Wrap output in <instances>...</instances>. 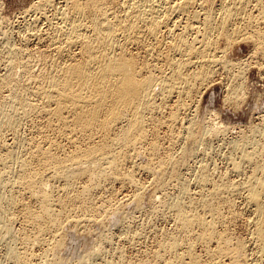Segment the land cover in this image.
<instances>
[{
  "label": "bare ground",
  "instance_id": "obj_1",
  "mask_svg": "<svg viewBox=\"0 0 264 264\" xmlns=\"http://www.w3.org/2000/svg\"><path fill=\"white\" fill-rule=\"evenodd\" d=\"M23 12L25 35L18 46L5 38L6 71L0 77V245H6V263L63 264L65 233L76 238L87 225L102 226L109 217L124 224L126 203L137 212L148 204L151 215L167 209L174 230L161 235L152 258L125 263L118 247L120 257L107 264H227L221 258L250 264L242 241L231 247L227 231L219 229L225 223L222 209L231 210L229 197L237 196L253 218L251 264H264V143L246 137L234 144L238 153L229 157L228 172L242 177L237 182H224L225 176L212 177L220 180L215 182L211 164L199 162L192 169L200 189L196 197L189 191L191 178L180 171L207 136L220 140L227 127L207 130L188 115L197 111L192 103H199L213 76L230 74L226 102L242 95L243 82L237 80L246 67L228 59V51L243 41L251 43L253 57L264 52V0H35ZM165 138L170 147L187 144L181 157L164 148ZM138 173L152 178L153 192L146 193ZM108 183L129 186L132 193L123 206L119 201L106 210L102 201V216L93 197ZM105 236L100 233L81 263L101 253ZM198 245L208 252L204 261L195 253ZM35 248L42 249L40 258Z\"/></svg>",
  "mask_w": 264,
  "mask_h": 264
},
{
  "label": "rangeland",
  "instance_id": "obj_2",
  "mask_svg": "<svg viewBox=\"0 0 264 264\" xmlns=\"http://www.w3.org/2000/svg\"><path fill=\"white\" fill-rule=\"evenodd\" d=\"M35 0H0V77L5 73L6 71V63H5V59H4V56H5V46L4 43L8 44V45H11V42L13 44V46H18L21 42V39L22 37H24L25 35V23H26V20L23 18V15L24 12L23 11H26L31 5L32 3H34ZM30 5V6H29ZM22 12V13H21ZM18 16V17H17ZM21 19V20H20ZM25 22H24V21ZM20 21V22H19ZM8 25H6V24ZM23 23V24H22ZM12 24V25H11ZM20 25V26H19ZM24 26V27H23ZM7 27V28H6ZM23 27V28H22ZM15 28V29H14ZM17 28V29H16ZM21 28V29H20ZM9 29V30H8ZM12 29V30H11ZM6 31V32H5ZM19 32V33H18ZM3 33H4V36H3ZM10 34V35H9ZM21 35V36H20ZM3 36V38L1 37ZM20 36V37H19ZM12 37V38H11ZM5 38H6V42L5 41ZM20 38V39H19ZM11 39L13 41H11ZM10 43H8V42ZM17 41V42H16ZM20 41V42H19ZM4 42V43H3ZM2 43V44H1ZM246 44V45H245ZM4 45V46H3ZM237 45V46H236ZM4 48V50H3ZM251 43H247V42H238L234 45V48L231 47V50L228 51L229 53V56H228V59H231V60H238L240 61V67H243V69H245L244 67H246L245 69V72L244 70H241L242 73V80L241 78L239 80H237L236 82L237 83H242L243 82V85L242 87H244L243 91H242V95H240V98L237 100V101H227L226 102V99H225V95H227V92L226 90H228V85L232 83V79L229 77L230 74H227L226 75V72L224 71H220L219 73L217 72L214 76H213V82H211V85H208V87L203 91L204 94H202L203 96L200 98L199 100V103H194L196 104V106L192 103V106H194V108H198L196 109L197 111L195 112V109L192 107V109H194V111L192 110L191 112H195L193 113L194 115H192V113L189 111L188 115L190 116L189 118L195 120L194 122H198L197 124H200L202 122V124L204 125V127L210 129V128H214V127H217V125L219 124H223L224 126L226 125L228 127H226V129H224L222 132H223V135H222V132H220L218 134L217 137H220L221 139H217L214 137H209L207 136L208 138H206V142L202 145H199L200 147L198 148L199 152H197V149L194 153L195 157L191 156V159L190 157H188L190 160L188 161L187 159H185V163L189 166H187L185 163L186 166H183L184 168H182V166L180 167V171L184 172L185 173H181L183 174V178H184V175H187L185 176L186 179H192V177L194 178L193 174L196 172V170H198V165H199V162H200V165L201 166H205L206 167V164H211L208 165V170L210 171L211 169V174H210V177L211 179H220V177H227V178H224V182H227V183H232L233 182H237L238 179L242 180V177L237 175V174H231L229 169L231 168V159L229 158L230 156H235L236 157V154L238 153V151H233V146L234 144L238 141V140H242V139H249L250 141H252L253 139L256 140V142L262 144L264 143V52L263 54H259V55H256V57H253L255 55L252 56L251 53ZM249 54V55H248ZM4 55V56H3ZM243 56V58H242ZM251 56V57H250ZM232 57V58H231ZM247 57V58H246ZM253 57V58H252ZM234 58V59H233ZM241 58V59H240ZM245 59V60H244ZM247 59V60H246ZM262 59V60H261ZM4 60V61H3ZM243 60V61H242ZM255 62H253V61ZM242 61V62H241ZM246 61V62H245ZM249 61V62H248ZM261 61V62H259ZM244 62V63H243ZM4 63V64H3ZM243 63V64H242ZM246 64V65H245ZM249 64V65H247ZM261 66V67H260ZM260 67V68H259ZM242 69V68H241ZM248 70V71H247ZM222 72V73H221ZM224 72V73H223ZM219 74V75H218ZM226 75V76H225ZM221 76V77H220ZM218 77V78H217ZM223 77H226V78H223ZM229 77V78H227ZM215 78V79H214ZM216 80V81H215ZM231 80V81H230ZM244 80V81H243ZM242 81V82H241ZM246 81V82H245ZM229 83V84H228ZM258 83V84H257ZM222 84V85H221ZM228 84V85H226ZM224 86V87H223ZM222 87V88H221ZM228 87V88H227ZM227 88V89H226ZM242 102V103H241ZM198 105V106H197ZM211 106V107H210ZM210 111V112H209ZM207 112V113H206ZM209 113V114H208ZM205 114V116H204ZM207 114V115H206ZM212 114V115H211ZM262 114V115H260ZM209 115V116H208ZM194 116V117H193ZM197 116V117H196ZM250 116V117H249ZM262 117V118H261ZM218 118V119H217ZM209 119V120H208ZM258 119V120H257ZM263 119V120H262ZM212 121V122H211ZM204 122V123H203ZM207 122V123H206ZM220 122V123H219ZM207 126H205L206 124ZM233 123V124H232ZM261 123V124H260ZM184 124V125H183ZM182 125H179L178 127L180 126H185L186 122L183 123ZM210 126L213 125V126ZM252 124V125H251ZM257 124V125H256ZM218 125V126H219ZM234 125V127H233ZM263 125V126H262ZM177 127V129H179ZM182 127H180L182 129ZM233 127V129H232ZM244 127V128H243ZM26 128V127H25ZM25 128H22L20 134H24L25 133ZM254 128V129H252ZM233 131H231V130ZM251 129V131H250ZM227 130V131H225ZM230 130V131H229ZM243 130V131H242ZM253 130V131H252ZM177 131H180V130H177ZM261 131V132H260ZM244 132V133H243ZM246 132V133H245ZM253 132V133H251ZM159 136L162 137V139L164 138V135L166 136L167 135V129L165 128H162L159 132ZM165 133V134H164ZM262 133V134H261ZM237 134V135H236ZM262 136H261V135ZM163 135V136H162ZM222 135V136H221ZM246 135V136H244ZM248 135V136H247ZM250 135V136H249ZM234 136V137H233ZM225 137V138H224ZM247 137V138H246ZM251 138V139H250ZM260 138V139H259ZM258 139V140H257ZM253 140V141H254ZM260 140V142H259ZM168 140H166V138L163 140V142L165 144L168 145V143L166 142ZM220 141V142H219ZM215 142V143H214ZM163 143V144H164ZM180 142H177V143H174L173 144V147L170 145L169 148L166 147L167 145L164 146V148L168 149V150H171L173 152V154L175 155V157L179 158L181 157L182 155V151L184 149H187V144H183V143H180ZM208 143V144H207ZM211 143V144H210ZM228 143V144H227ZM233 143V144H232ZM183 144V146H181ZM226 144V146H225ZM224 145V147H223ZM232 145V146H231ZM205 146V147H204ZM181 147V148H180ZM198 147V146H197ZM196 147V148H197ZM221 147V148H220ZM172 148V149H171ZM180 148V149H179ZM202 148V149H201ZM211 150H210V149ZM251 148L252 146H249L248 147V151L250 150L251 151ZM174 149V150H173ZM201 150V151H200ZM216 150V151H215ZM205 151V152H204ZM207 151V152H206ZM220 153H219V152ZM231 152V153H230ZM235 152V153H234ZM203 153V154H202ZM207 153V155H206ZM210 153V154H209ZM197 154V155H196ZM223 154V155H222ZM232 154V155H231ZM207 156V157H206ZM213 156V157H212ZM198 157V158H197ZM234 157V158H235ZM213 158V159H212ZM221 158V159H220ZM224 158V160H223ZM233 158V157H232ZM144 160H139L141 163H146L145 160H147V158H143ZM199 159V160H198ZM204 159V160H203ZM188 162H187V161ZM202 160V161H200ZM221 160V161H220ZM226 160V161H225ZM229 160V161H228ZM143 161V162H142ZM190 162V163H189ZM204 162V163H203ZM194 163V164H193ZM203 163V164H202ZM206 163V164H205ZM183 164V165H184ZM198 164V165H197ZM230 164V165H229ZM192 165V166H191ZM197 165L196 167V170L195 172H193V170L195 169L194 167ZM199 165V166H200ZM210 166V167H209ZM220 166V167H219ZM227 166V167H226ZM224 167V168H223ZM186 168V169H185ZM210 168V169H209ZM215 168V169H214ZM192 171H190V170ZM213 170V172H212ZM227 171V172H226ZM209 172V173H210ZM224 172V173H223ZM190 173V174H189ZM229 173V174H228ZM139 174V175H138ZM137 174V177L138 179L140 180V182L142 184H144L145 186V189H146V193L149 191L151 192L152 190H154V188L152 186L149 185L148 187V183L151 184L152 182V178H150V176L146 173H138ZM143 174V175H142ZM189 174V175H188ZM214 174V175H213ZM219 174V175H218ZM148 175V176H147ZM195 175V174H194ZM212 175V176H211ZM236 176V177H235ZM238 176V177H237ZM189 177V178H188ZM213 177V178H212ZM234 177V178H233ZM151 179V180H150ZM187 180L189 182V185L191 184V187L189 188V191H191V195L193 197H196L198 194L197 192L200 191L199 187L196 186V182L194 181V179L192 180ZM213 179V180H214ZM235 180V181H234ZM239 180V181H240ZM186 181V182H187ZM215 181V180H214ZM217 182L220 181V180H216ZM215 181V182H216ZM144 182V183H143ZM147 182V184H146ZM151 182V183H150ZM187 182V183H188ZM193 182V183H191ZM195 182V183H194ZM196 184V185H195ZM110 185V186H108ZM113 185V187L111 186ZM193 185V186H192ZM148 187V188H147ZM151 187V189H150ZM108 188V189H107ZM118 188V189H117ZM121 185L117 184V183H114V184H105L101 187H99V189H96L95 191V194H94V197H93V200L95 198L94 201H96V206H99L101 207L104 203L103 206H105L106 210L110 209V207H113L117 204V202L121 201V205L123 206L124 203L126 201H122V199L124 198L125 200H127V197L128 195L130 194V192L132 193V189L129 187V186H125L121 189ZM173 188V187H172ZM170 188L169 191H172ZM149 189V190H148ZM131 190V191H130ZM117 191V192H116ZM120 191V192H119ZM174 191V190H173ZM107 192V193H106ZM110 192V193H108ZM148 192V193H149ZM153 192V191H152ZM194 192V193H193ZM112 193V194H111ZM116 193H119V194H116ZM147 193V194H148ZM127 194V195H126ZM110 195V196H109ZM125 195V197H124ZM99 196V197H98ZM115 196V197H114ZM121 196V197H120ZM113 197V198H112ZM234 197V196H233ZM237 197V196H236ZM234 197V199L232 197H229V199L231 200V204L232 206H230L231 210L228 209L227 207H224L221 211L222 212V216H223V219H221L223 222V226H221L219 229L221 230H226L230 239H231V247H234V245L238 244V242L240 243H243L244 246H245V252L247 253L246 256L249 260H248V263L250 262V264L252 263V257H253V252H252V235H253V224H252V214L251 212L246 209L247 207L245 206V203H244V200L242 197ZM99 198V199H98ZM239 198V199H238ZM108 199V200H107ZM121 199V200H120ZM111 200V201H110ZM116 200V201H115ZM103 201V203H102ZM108 201V202H107ZM234 201V202H233ZM124 202V203H123ZM238 203V204H237ZM106 204V205H105ZM110 204V206H109ZM120 205V202L118 203ZM117 204V206H119ZM113 205V206H112ZM128 204L125 203L124 206H126ZM146 205V204H144ZM102 206V207H103ZM109 206V208H108ZM115 206V207H117ZM122 208V213L123 214H127L126 217H128V222L125 221V225H127L128 223V227L127 228L121 220V218H117L119 220H117L114 215L112 217H114V220L113 218L109 217L108 219H106L103 223V227L100 226V225H94V224H90V225H87V230L84 231V234H80L78 237L74 238V236H72V233H65V237L66 239H64V244L65 246H63L60 251L62 252V250L64 252L62 253H59L60 255V258L63 262V264H83L81 262L84 261V259L82 260V258H84V255L85 253L88 254V252H90L92 250V248L94 247V245H96V243H98V241L101 240L100 238V233H106L107 236L106 237V241L103 242L104 243V246H103V243L101 244L102 247L100 246V249L99 251L101 252L99 255H97V257L94 256V258H90L92 259L89 260V264H107V262H109L110 260L112 262H116V260H118V258L120 257L121 255V258L122 260L124 259V262H125V258L126 260H132L133 263L134 262H137L136 260L138 259H142V258H146L145 256H147V258H152L153 257V254L155 253L154 251L157 250V245H159V242L161 241V239L163 238L161 235H166V234H169L172 231V229L174 230V220H172L173 218H171L170 216H172V214L170 215V211L169 212H166L167 209L163 208L164 212L163 214L161 213V210L156 212V214H161V215H156L153 213V215H151L149 213L150 211V208H149V205L147 204L146 206H142L141 207V211L134 209L133 205H130L129 206H126ZM132 206V208H131ZM98 207V208H99ZM146 207V208H145ZM241 207V209L239 208ZM112 208V209H113ZM149 208V209H148ZM239 208V209H238ZM244 208V209H243ZM104 207L99 210L100 211V214H104L105 210L103 211ZM128 209V210H127ZM132 209V210H131ZM134 210H136V212H134ZM228 210V211H227ZM248 210V211H247ZM102 211V212H101ZM123 211H126V212H123ZM129 211V212H128ZM168 211V210H167ZM235 211V212H234ZM239 211V212H238ZM104 212V213H103ZM128 212V213H127ZM148 212V213H147ZM166 212V214H165ZM229 212V213H228ZM232 214H231V213ZM131 213V214H130ZM143 213V214H142ZM226 213V214H225ZM240 213V214H239ZM134 214V215H133ZM145 214V215H144ZM147 214V215H146ZM150 214V215H149ZM149 215V218L147 217ZM155 215V216H154ZM103 216V215H102ZM118 216V215H117ZM116 216V217H117ZM129 216H131V218L129 219ZM133 216V217H132ZM157 217V218H152V217ZM146 217V218H145ZM140 218V219H139ZM148 218V219H147ZM151 218V219H150ZM167 218V219H166ZM113 219V220H112ZM234 219V220H233ZM132 220V221H131ZM137 220V221H136ZM159 220V221H158ZM225 220V221H224ZM228 220V221H227ZM144 221V222H143ZM148 221V222H147ZM150 221V223H149ZM106 222V223H105ZM250 222V223H249ZM108 223V224H107ZM136 223V224H135ZM141 223V224H140ZM155 223V224H154ZM165 223V224H164ZM243 223V224H242ZM247 223V224H246ZM119 224V225H118ZM149 224V225H147ZM225 224V225H224ZM230 224V225H229ZM126 227H122V229H120L121 227L120 226H123ZM132 225V226H131ZM135 225V226H134ZM140 225V226H139ZM105 226V227H104ZM109 226V227H108ZM143 226V227H142ZM155 226V227H154ZM227 228H226V227ZM85 227V228H86ZM136 227V228H135ZM153 227V228H152ZM160 227V228H159ZM163 227V228H162ZM225 227V228H224ZM231 227V228H230ZM248 227V228H247ZM84 228V229H85ZM102 228H106L105 230H107V232L102 229ZM125 232H124V229ZM159 228V229H158ZM247 228V229H246ZM121 231H120V230ZM137 229V230H136ZM142 229V230H141ZM158 229V230H157ZM230 229V230H229ZM249 229V230H248ZM95 230V231H94ZM103 230V231H102ZM109 230V231H108ZM147 230V231H146ZM154 230V232H153ZM130 233V234H127V232ZM134 231V232H133ZM137 231V232H136ZM145 231V232H144ZM160 231V232H159ZM164 231V232H163ZM229 231V232H228ZM245 231V232H244ZM68 232V231H67ZM89 233V236L88 233ZM124 232V233H123ZM139 232V233H138ZM157 232V233H156ZM252 232V234H251ZM87 233V234H86ZM114 233V234H113ZM126 235V236H123L122 234ZM138 235H136V234ZM230 233V234H229ZM250 236H249V235ZM82 235H84L85 237H83ZM121 236V237H117V236ZM132 235V238H130ZM145 235V236H144ZM155 235V236H154ZM231 235V236H230ZM240 235V236H239ZM72 236V237H70ZM95 236V237H94ZM109 236V238H108ZM113 236V237H112ZM129 236V237H128ZM134 236V238H133ZM150 236V237H149ZM124 237H126L124 239ZM85 238V239H83ZM94 238V239H93ZM108 238V239H107ZM123 238V239H122ZM250 238V239H249ZM88 239V240H87ZM98 239V240H97ZM112 239V241H111ZM119 239V240H118ZM129 239H135V240H131L129 241ZM146 239V240H145ZM151 239V240H150ZM159 239V240H158ZM97 240V241H96ZM111 241V242H108V241ZM114 240L117 242L115 243ZM158 240V242H157ZM234 242H233V241ZM239 240V241H238ZM6 240H4L3 243H5ZM69 241V242H68ZM129 241V243H128ZM133 241V242H132ZM136 241V242H134ZM145 241V242H144ZM155 241V242H154ZM236 241V243H235ZM96 242V243H95ZM251 242V243H250ZM107 243V244H105ZM112 243V244H111ZM132 243V244H131ZM137 243V244H136ZM92 244V245H91ZM115 244L116 247H115ZM233 244V245H232ZM111 245V246H110ZM114 245V246H113ZM125 245V246H124ZM143 245V246H142ZM150 245V246H149ZM6 246L5 244H2L0 245V264H7L8 262L5 261V247ZM91 247V248H90ZM110 247V249H109ZM113 247H114V250H116V252H114L113 250ZM118 247L120 248V250H122V252L120 253V250L118 251ZM128 247V248H127ZM146 247V248H145ZM208 247L209 249L213 247V243L210 244V246L207 245V251H208ZM2 248V249H1ZM5 248V249H4ZM127 248V249H125ZM132 248V249H131ZM154 248V249H153ZM198 248V249H197ZM87 250V251H86ZM89 250V251H88ZM110 250H113V253H114V256L112 251ZM152 250V251H151ZM42 249L40 248H35L33 249V255H35L36 257L35 258H40L41 257V254H42ZM140 251V252H139ZM145 251V252H144ZM249 251V252H248ZM41 252V253H40ZM103 252V253H102ZM120 255H119V253ZM132 252V253H131ZM205 252V253H204ZM195 253L197 255H200L201 257H203V261L206 259V254L208 252H206L205 248L202 247V245H198L195 249ZM112 254V255H111ZM119 256H117V255ZM133 254V255H131ZM139 256H138V255ZM142 254V255H141ZM205 254V255H204ZM40 255V256H39ZM116 255V256H115ZM124 255H126L124 257ZM151 255V256H150ZM62 256V257H61ZM86 256V255H85ZM134 256V257H133ZM103 257V259H102ZM128 257V258H127ZM107 258V259H106ZM110 258H113V259H110ZM222 259V260H221ZM220 261H223L224 263H227L229 264V258H221ZM1 260L3 262H1ZM82 260V261H81ZM107 262H106V261ZM225 260V261H224ZM228 260V261H227ZM95 261V262H94ZM110 261V262H111ZM128 261H126L125 263H127ZM129 261V262H130ZM131 261V262H132ZM7 262V263H6ZM105 262V263H104ZM111 262V263H112ZM130 262V263H131ZM43 263H46V262H41L40 264H43ZM47 264V263H46ZM262 264V263H261Z\"/></svg>",
  "mask_w": 264,
  "mask_h": 264
}]
</instances>
